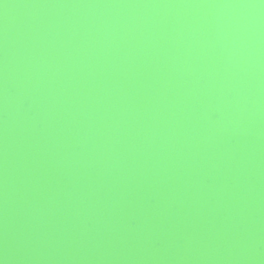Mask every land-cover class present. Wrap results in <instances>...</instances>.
<instances>
[{
  "label": "water",
  "instance_id": "95a60500",
  "mask_svg": "<svg viewBox=\"0 0 264 264\" xmlns=\"http://www.w3.org/2000/svg\"><path fill=\"white\" fill-rule=\"evenodd\" d=\"M0 264H264V0H0Z\"/></svg>",
  "mask_w": 264,
  "mask_h": 264
}]
</instances>
